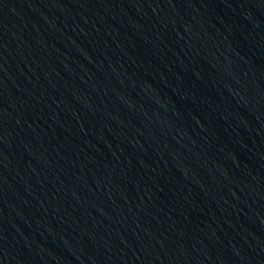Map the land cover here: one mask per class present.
<instances>
[{"label":"water","instance_id":"water-1","mask_svg":"<svg viewBox=\"0 0 264 264\" xmlns=\"http://www.w3.org/2000/svg\"><path fill=\"white\" fill-rule=\"evenodd\" d=\"M0 264H264V0H0Z\"/></svg>","mask_w":264,"mask_h":264}]
</instances>
